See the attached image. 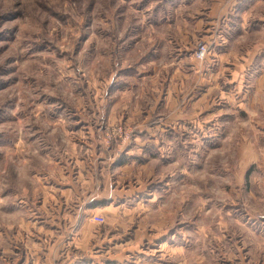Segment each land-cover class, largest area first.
<instances>
[{
    "label": "rangeland",
    "instance_id": "rangeland-1",
    "mask_svg": "<svg viewBox=\"0 0 264 264\" xmlns=\"http://www.w3.org/2000/svg\"><path fill=\"white\" fill-rule=\"evenodd\" d=\"M0 264H264V0H0Z\"/></svg>",
    "mask_w": 264,
    "mask_h": 264
},
{
    "label": "crops",
    "instance_id": "crops-1",
    "mask_svg": "<svg viewBox=\"0 0 264 264\" xmlns=\"http://www.w3.org/2000/svg\"><path fill=\"white\" fill-rule=\"evenodd\" d=\"M239 68V67H236ZM81 112V111H80ZM81 115L83 113H80ZM112 116H114L113 113H111ZM87 131H84V137L86 136L87 133H89V130L91 133L94 132L92 127H87ZM66 135L65 138H63L62 140V146L64 144H67L68 146L66 147V151L63 152V150L61 148H63L62 146L59 147L57 145L56 142V136L55 134L51 135V149L50 152L53 154L54 158H52V162L54 165H56L58 162L55 160L60 159L63 160L64 158L68 157V155H66L65 153L71 154L74 153L73 156H71V158L73 159L75 165H77L78 168H76L78 171L77 172H73L71 167L69 168L70 174L69 176H62V174L59 175L56 173H53L50 177H48L49 181L46 180V182H48L49 185L45 186V190L41 191L40 195V200L42 203L40 205H42V208L45 212H57V216H56V220L58 221H63L64 218H68L70 213H76V211H83L85 207V203H80L78 196H77V187L79 183H83L82 186H84V184L87 185H99L100 184V176L98 175V173H96L95 168H94V164H98L100 163V157L99 156H87L84 155L83 152L81 151V148H78L79 146L85 147L88 145H82V144H78L76 143V141H72V136H71V132L69 129L66 130ZM69 133V134H68ZM83 136V135H82ZM91 138V140H95L94 136H86ZM56 138V139H55ZM79 150V152H78ZM62 152V153H60ZM60 156V157H59ZM59 160V161H60ZM73 163V162H72ZM71 164V163H69ZM84 164H88V168H86L84 166ZM84 167H82V166ZM92 167V168H91ZM85 168V169H83ZM82 169V170H81ZM85 172H87L86 176H85ZM74 173V175H72ZM75 191V193L71 194V191ZM34 195H37V193H33ZM48 196L50 197L48 199ZM92 196H95L94 194H92ZM100 202V201H99ZM100 204H98V202H96L95 200L88 201V203L86 204V206H98ZM45 223H48L46 220ZM52 221V220H51ZM71 221V220H70ZM69 221V222H70ZM51 224V223H49ZM62 226H58L61 229H58L59 232L63 233L64 229H67V225L66 222H62L61 223ZM65 226V227H63ZM48 231H52L50 228L48 229ZM52 238L46 236L44 238V240L49 244V242L51 241Z\"/></svg>",
    "mask_w": 264,
    "mask_h": 264
},
{
    "label": "built area",
    "instance_id": "built-area-1",
    "mask_svg": "<svg viewBox=\"0 0 264 264\" xmlns=\"http://www.w3.org/2000/svg\"><path fill=\"white\" fill-rule=\"evenodd\" d=\"M207 47H205V46H201L199 49H198V51H197V56L199 57V58H204V56L206 55V53H207ZM93 221H95V222H98V223H103L104 222V217L102 216V215H99V214H96V215H94V217H93Z\"/></svg>",
    "mask_w": 264,
    "mask_h": 264
}]
</instances>
